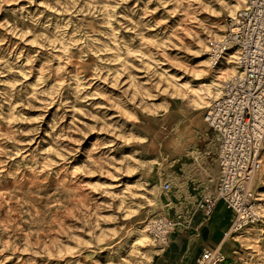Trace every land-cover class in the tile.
Wrapping results in <instances>:
<instances>
[{"label":"rangeland","instance_id":"374dc122","mask_svg":"<svg viewBox=\"0 0 264 264\" xmlns=\"http://www.w3.org/2000/svg\"><path fill=\"white\" fill-rule=\"evenodd\" d=\"M244 3L0 0V264H141L163 250L130 246L147 221L193 222L219 176L216 97L184 90L236 72L203 51ZM261 163V220L223 264H264V145Z\"/></svg>","mask_w":264,"mask_h":264},{"label":"built area","instance_id":"2783aa9c","mask_svg":"<svg viewBox=\"0 0 264 264\" xmlns=\"http://www.w3.org/2000/svg\"><path fill=\"white\" fill-rule=\"evenodd\" d=\"M203 55L211 69L229 59L236 70L222 82L219 96L203 116L215 134L219 176L215 189L202 196L198 208L205 218L220 202L232 212L231 224L222 235L226 241L261 220L253 182L261 170L264 145V0H245L226 18L223 34L208 41ZM173 227L171 219L155 216L144 229L152 243L165 248ZM225 261L218 245L204 248L196 264Z\"/></svg>","mask_w":264,"mask_h":264},{"label":"crops","instance_id":"0c3cea01","mask_svg":"<svg viewBox=\"0 0 264 264\" xmlns=\"http://www.w3.org/2000/svg\"><path fill=\"white\" fill-rule=\"evenodd\" d=\"M212 133L215 142V134L213 131ZM231 221L232 212L221 202L217 204L209 218H205L199 211L192 223L175 228L170 235L168 245L163 250L154 248L151 251L152 255L148 264H196V259L204 248L211 249L218 245L226 255V263L231 262L236 251H232L230 239L222 240L223 232L231 224Z\"/></svg>","mask_w":264,"mask_h":264},{"label":"bare ground","instance_id":"6f19581e","mask_svg":"<svg viewBox=\"0 0 264 264\" xmlns=\"http://www.w3.org/2000/svg\"><path fill=\"white\" fill-rule=\"evenodd\" d=\"M237 4L234 5V7L236 8ZM208 67L209 64L207 63ZM198 76H205V72L204 70H198L196 71ZM208 73V72H207ZM206 78V77H205ZM219 85L218 83L215 82V80H210L207 83L201 84L196 88H186V90H184V94H188V96L190 97V100L196 105L199 106V108L201 107V102L204 101L205 99H207L208 97H218V95L220 94L219 91ZM178 91H182L181 88L177 89ZM193 104V105H194ZM199 111V110H198ZM194 113V111H193ZM193 119V118H192ZM201 119V118H199ZM176 124V123H175ZM198 130V129H197ZM181 131V130H180ZM206 131V130H205ZM180 133V132H179ZM196 133V132H195ZM199 134V132H198ZM210 135V134H209ZM208 135V136H209ZM211 138V136H210ZM211 160V159H210ZM215 160V159H214ZM205 163V162H204ZM264 167V165H263ZM264 196V195H263ZM147 202L150 205H154L153 204V200L152 199H147ZM264 211V209H263ZM231 239V238H230ZM149 236L146 234L144 227L139 229L136 233V236L133 240V242L130 244V246L132 248H136V250H144L149 248ZM152 243V242H151ZM154 245V244H153ZM153 247V246H152ZM150 250L151 249H147L144 252H137L139 254V256L137 258H139L138 263L141 264H147L148 261L151 258V254H150ZM152 251V250H151ZM236 253V252H235Z\"/></svg>","mask_w":264,"mask_h":264}]
</instances>
